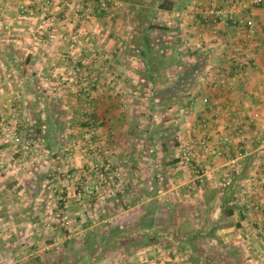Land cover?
I'll return each mask as SVG.
<instances>
[{"label":"crops","instance_id":"0c3cea01","mask_svg":"<svg viewBox=\"0 0 264 264\" xmlns=\"http://www.w3.org/2000/svg\"><path fill=\"white\" fill-rule=\"evenodd\" d=\"M244 1L116 0L100 12L94 0H0V115L13 123L18 104L16 129L24 130L17 145L0 140V227L14 231L4 237L5 261L264 264V1L239 13L254 21L252 35L243 22L214 28L182 14L194 5ZM144 30L148 56L141 55ZM234 47L252 64L227 60ZM73 56L96 84L90 114L104 120L99 138L114 146L108 158L126 160L116 191L82 204L72 186L93 177L85 159L63 160L43 135L63 132L73 142L80 134L85 116L70 73ZM220 74L233 78V88L213 85ZM223 135L234 144L221 156L198 143L207 137L217 145ZM184 148L193 150L195 164L182 159ZM230 156L236 163L227 167ZM50 176L61 190L46 191ZM253 197L260 210L248 205ZM62 209L75 215L72 237L61 255L39 249L34 256L26 243L35 247L37 236L22 235L28 226L45 227L31 216ZM17 247L24 249L16 254Z\"/></svg>","mask_w":264,"mask_h":264},{"label":"built area","instance_id":"2783aa9c","mask_svg":"<svg viewBox=\"0 0 264 264\" xmlns=\"http://www.w3.org/2000/svg\"><path fill=\"white\" fill-rule=\"evenodd\" d=\"M62 2H68L70 0H61ZM264 0H245L244 3H231L228 6H207L200 7L198 5L191 6L182 11V14L189 16V18L196 20L200 19L204 23L211 24L214 28L222 24H234L237 22H243L246 27L248 35H252L255 32V23L251 18H240L239 13L242 7L253 6L262 3ZM47 4L51 0H44ZM97 10L100 12H106L112 4L116 3V0H94ZM44 3V4H45ZM82 15L87 14V10L81 11ZM230 49V48H228ZM226 58L229 61L235 62L239 66H249L252 64V56L246 52H242L238 48L234 47L227 51ZM80 56H73L71 61V74L78 84L77 92L82 94V114L84 118V125L81 128L80 135L73 142L66 146L65 158L71 160L74 155L83 157L86 161V167L92 172L93 177L90 180L91 184L82 183L76 187L75 194L78 199L99 198L104 193L108 194L117 188L122 181L123 176V162L114 164L109 158V154L113 152V145L108 147L102 143L99 138V127L104 125L103 119L94 117L90 114L91 105L93 99L94 83L90 82L85 68L80 65ZM213 85H219L225 88H233L234 80L230 76H215L212 77ZM204 101L207 98L203 99ZM17 113L13 109L10 113V117L13 123L6 122L3 116H0V136L3 139L18 143L20 141V132L18 131L16 124L19 122ZM256 117V115H254ZM198 143L202 148L208 152H213L215 155L221 156L227 148L234 144L232 138L228 135L219 137L218 144L216 141L212 142L207 137H200ZM107 147V148H106ZM182 159L190 164L196 163V156L193 150L190 148H184L181 150ZM236 163V157L230 156L226 158L225 165L231 167ZM260 167L262 174L259 176V182L261 188L264 189V150L260 159ZM198 169V168H196ZM201 171L199 170H196ZM201 181V176H197ZM248 205L254 210L261 209V203L255 198H251ZM65 216V215H64ZM264 226V221H263ZM152 264V263H148Z\"/></svg>","mask_w":264,"mask_h":264},{"label":"rangeland","instance_id":"374dc122","mask_svg":"<svg viewBox=\"0 0 264 264\" xmlns=\"http://www.w3.org/2000/svg\"><path fill=\"white\" fill-rule=\"evenodd\" d=\"M24 7H26L25 5H24ZM27 8H28V6H27ZM85 71H87V70H85ZM71 73V72H70ZM86 74H87V77H88V79H89V81L90 82H93L92 80H91V78H90V76H89V73L88 72H86ZM73 76V75H72ZM74 78V77H73ZM124 79V78H123ZM75 80V79H74ZM94 83V87H95V82H93ZM119 83H122V79L120 78V80H119ZM78 87V86H77ZM94 90H95V88H93V92H94ZM93 97H94V94H93ZM92 101H93V99H92ZM122 107L124 108V110H126V109H128L129 107H128V105H129V101H122ZM13 107H12V110L13 109H15V111H16V113L18 114V110L17 109H19V107H18V104H16V105H12ZM92 106V105H91ZM11 110V111H12ZM11 113V112H10ZM84 114V113H83ZM1 116V115H0ZM95 117V116H94ZM104 121V120H103ZM81 124H83L84 125V122H80ZM80 124V125H81ZM83 125H82V127H83ZM103 126V125H102ZM1 131V130H0ZM46 133V135L45 134H43L44 136H47V138H45V142H53L52 143V152H55V154H57L59 157L61 156V158H63V160H67L66 158H65V153H66V146L69 144V143H71L72 141V139H68L67 141H66V137H65V134L63 133V132H61L60 134L58 133H53V135H52V133L51 134H48L47 135V132H45ZM63 133V134H62ZM80 135V134H79ZM20 136H21V138H20V141L18 142V143H13V142H10V141H7V140H5V139H3L2 138V136H0V140H1V142H9V143H11V144H14V145H17V144H19L21 141H22V137H24V130L20 133ZM79 137V136H78ZM78 137H76V139L78 138ZM51 138H54V140L53 139H51ZM56 142H57V144L58 143H60L62 146H64L65 145V148L63 149V148H60V149H58V148H53L54 146H55V144H56ZM65 142H67V144H65ZM55 143V144H54ZM62 152V153H61ZM60 153V154H59ZM25 158V157H24ZM20 159V158H18L17 159V163L19 164V163H21V162H24L25 161V159ZM126 160L125 159H123V158H121V162L120 163H122L123 162V166L126 164V162H125ZM22 164V163H21ZM20 164V165H21ZM24 165V164H23ZM53 176H50L49 178H48V181H49V183L47 182L46 183V191H52L53 190V188H54V190H61V188H63V185H60L59 183H56V185H55V187H54V181H52V180H50L51 178H52ZM81 177H83V176H81ZM56 178H60V179H63V178H65L66 179V176H56ZM81 179V178H80ZM81 183H83L84 184V182L82 181ZM86 184H91L90 182H88V183H86ZM78 185L76 184V183H74V185L72 186L73 187V189L76 191V187H77ZM48 187V188H47ZM61 187V188H60ZM60 188V189H59ZM118 188V187H117ZM117 188H115L113 191H111V192H115L116 191V189ZM5 189V188H4ZM53 190V191H54ZM62 192V191H61ZM110 192V193H111ZM2 200V199H1ZM95 199L94 198H89V199H81V198H79V199H77L76 201L77 202H80V204H82V203H85V202H90V201H94ZM56 201V200H55ZM61 201L62 202H65V200H63V199H61ZM2 202H4V200H2ZM57 204V203H56ZM47 205L48 206H52V200L50 199L49 201H47ZM65 215V216H64ZM79 216V215H78ZM0 217H1V219H0V222H2V223H4L5 222V218L3 217V215H0ZM33 219L32 220H34V223L36 222L37 223V225H38V222L39 223H44V229L43 230H37V231H35L34 230V228L36 227V225H35V227L34 226H28L27 227V235H28V237H25L24 235H22V238H23V240L24 239H29V240H31L32 238H31V236L32 235H36L37 237V240H38V242H39V244L38 245H35V247H32L33 245H32V243H26V246H28V247H30V251L34 254V256H35V253L36 252H38V250L39 249H41V250H43V251H50V252H54L55 253V255L57 254V255H61L60 253H62V248H63V246H62V244L66 241V240H69L72 236H70L69 235V233H71V231L68 229L69 227H71V224H73L72 225V227H74V224L76 223L75 221H76V219H75V215H74V218L72 219V217L73 216H71L68 212H67V210H64V209H62V210H60V211H56V212H53V213H51L50 214V211H49V213H47V214H45L44 216L42 215L41 217L39 216V215H33V216H31ZM11 232H14V231H12V230H10V229H2V227H0V264H9L8 263V261H5V254L7 253L5 250H4V237L6 236H10V233ZM25 232H22V234H24ZM18 234V235H17ZM16 234V236H19V233H17ZM54 238V239H53ZM75 239H77L76 237H74ZM79 239H81V237L79 238ZM21 249H24V247L23 248H20V247H17V249H15L14 250V252L16 253V254H18L19 252H20V250ZM80 249V248H79ZM79 249H77V250H79ZM51 254V253H50ZM84 253L82 252L81 254H80V256L81 255H83ZM7 256H9V254H7ZM78 262V261H77ZM77 262H75L76 264H77ZM74 263V264H75ZM150 263H152V264H157V262H150ZM27 264H29V262L27 263ZM63 264H70V263H63ZM148 264V263H147ZM161 264H167V263H161Z\"/></svg>","mask_w":264,"mask_h":264},{"label":"trees","instance_id":"16d2710c","mask_svg":"<svg viewBox=\"0 0 264 264\" xmlns=\"http://www.w3.org/2000/svg\"><path fill=\"white\" fill-rule=\"evenodd\" d=\"M160 5H162V4H160ZM145 30L143 32V36L140 38L141 44L143 45V48L141 50L142 51L141 52V55L142 56L143 55H146L145 53H147V56H148L149 55L148 52L151 50V48H150L151 46H150V44L148 42V36L146 35ZM230 214H231V209H230V207L227 206L226 208H224V212L222 214L223 219H228V217L230 216Z\"/></svg>","mask_w":264,"mask_h":264}]
</instances>
